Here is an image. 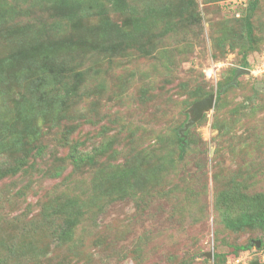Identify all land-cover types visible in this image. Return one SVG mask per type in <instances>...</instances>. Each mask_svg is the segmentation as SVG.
I'll return each mask as SVG.
<instances>
[{"label": "rangeland", "instance_id": "obj_1", "mask_svg": "<svg viewBox=\"0 0 264 264\" xmlns=\"http://www.w3.org/2000/svg\"><path fill=\"white\" fill-rule=\"evenodd\" d=\"M238 67L249 73L231 82ZM52 71L77 83L66 116L54 125L41 110L23 123L24 77L54 84ZM211 93L213 107L185 129ZM68 117L86 149L102 126L113 145L73 168L59 144ZM26 123L37 134L16 136ZM144 149L148 182L108 179ZM17 158L21 171L0 178V264H264V228H227L215 206L225 188L264 194V0H0V170ZM96 182L108 201L83 203Z\"/></svg>", "mask_w": 264, "mask_h": 264}, {"label": "trees", "instance_id": "obj_2", "mask_svg": "<svg viewBox=\"0 0 264 264\" xmlns=\"http://www.w3.org/2000/svg\"><path fill=\"white\" fill-rule=\"evenodd\" d=\"M69 8V7H68ZM247 33L250 34L251 30L248 26ZM80 44H90L86 41L81 40L79 42ZM126 44L124 43V46L122 45H109L105 49L111 53L114 54L116 52L119 53V51L124 52L126 50ZM129 46V44H128ZM131 46V45H130ZM95 47V46H90ZM9 57V56H8ZM6 57L5 59H8ZM244 63V62H243ZM245 66V64H243ZM63 67V65H61ZM64 68V67H63ZM61 71L63 69H60ZM232 72H234V69H232ZM51 74L54 76V82L57 81L58 76L60 74V71H52ZM26 84H27V99L25 100L24 104H22L23 95L20 99V106L16 111V115L20 118V121L25 123V118H30L33 115L37 116L39 114L43 115V112L46 114L50 110L51 114V120H53L54 125L57 124L58 120H61L62 116H60L62 110H63V117L66 116V110L67 105L70 99H73L75 96H77L76 87L77 83H73L72 85H66L61 86L58 81L54 84L51 82L48 85V81L44 79V77L36 76V77H24ZM230 80V78H229ZM51 87L52 89L48 88ZM62 90V91H60ZM51 92V95L49 96L48 93ZM217 97H219V93H217ZM48 106V110H46V106ZM39 110V111H38ZM43 112H42V111ZM38 111V112H37ZM66 124H64V128L61 130V134L59 136V144L63 147L68 148L67 157L69 159V162L71 163L73 168H78L80 166H83L85 164L93 163L95 160V157L97 155L105 154L110 147L113 145V140L117 137V133H113L109 135L108 130L106 127H103L100 129L101 131L98 133L101 135V142L93 143L92 149L88 150L85 147H83L82 141H76L72 140L71 135L75 131V124H72L73 118H66ZM29 123V120H28ZM24 124L21 128V130L15 134L16 136L22 134V133H28L29 135H36L37 131L29 127V124ZM187 131H182V135L184 136ZM183 136H178V149L179 154L178 157L182 158L184 151H185V144L187 140H184ZM15 142H20L19 138H16ZM39 152L43 150V147L40 146L37 149ZM148 150V149H147ZM147 150L144 149L140 154H137V157L134 159L132 163H128V160L126 161L127 164L125 166L117 167L114 164V170L109 175L108 179L115 181L123 189H128L130 187H137L140 180H146L148 182L151 178L148 176V172H145L141 178H139V162L141 159L144 158V156H148ZM23 165V158H17L13 163L8 165L5 170H0V178H2L4 175H15L18 172L21 171ZM155 168L153 167L152 170ZM151 170V171H152ZM158 170L155 169L152 173ZM61 173V169L59 171H55L51 173L52 176L55 178L58 177V175ZM153 179L155 177H152ZM103 185L96 182V185H93L91 187V190L85 189L82 191L81 200H84L83 203H86V201H89V203H95L97 201L105 200V198H109L110 196L106 194L104 188H102ZM110 194L111 191H110ZM215 206L220 211V215L222 216V220L224 222V225L227 228L235 229L240 228L244 226H254L259 228H264V194L262 193H253V194H247L245 192L239 191L237 188H225L217 192L215 197ZM108 201V200H105ZM67 203V202H66ZM65 202H57L55 203V207H62L65 211L71 210V208L68 206L69 204H66ZM51 208V206H50ZM81 209L82 205L79 203L77 204L76 208L73 211H70L69 214L65 215V224L69 225L77 222V218L81 216ZM52 210V209H51ZM102 210L100 207H96L95 211ZM49 212V211H48ZM46 212V215H53V213ZM55 214V213H54ZM78 215V216H77ZM71 218V220L69 219ZM69 232L64 231L65 236H67ZM250 246V244L235 246V249H247ZM234 249V250H235Z\"/></svg>", "mask_w": 264, "mask_h": 264}, {"label": "water", "instance_id": "obj_3", "mask_svg": "<svg viewBox=\"0 0 264 264\" xmlns=\"http://www.w3.org/2000/svg\"><path fill=\"white\" fill-rule=\"evenodd\" d=\"M242 73H249V70L243 67L236 68L231 82H235L237 77ZM214 101H215V93H211L206 97L195 101L189 109L190 119L185 124L184 128L186 129L188 126L193 124L197 119H199V117L202 115L204 110L212 108Z\"/></svg>", "mask_w": 264, "mask_h": 264}]
</instances>
